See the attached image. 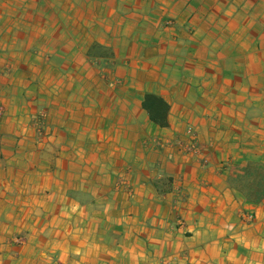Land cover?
I'll use <instances>...</instances> for the list:
<instances>
[{
    "label": "crops",
    "instance_id": "1",
    "mask_svg": "<svg viewBox=\"0 0 264 264\" xmlns=\"http://www.w3.org/2000/svg\"><path fill=\"white\" fill-rule=\"evenodd\" d=\"M128 2L24 0L0 42L41 80L10 125H46L44 150L0 154V264H264V0Z\"/></svg>",
    "mask_w": 264,
    "mask_h": 264
},
{
    "label": "rangeland",
    "instance_id": "2",
    "mask_svg": "<svg viewBox=\"0 0 264 264\" xmlns=\"http://www.w3.org/2000/svg\"><path fill=\"white\" fill-rule=\"evenodd\" d=\"M3 2L6 3L8 2V0L0 1V5H2V10L6 11V14H3L0 17L1 19L0 27L2 28L3 26H7V25L19 27V31L17 32L15 31L9 32L6 30L0 31V42H4V43L7 42L9 44L10 42H12V40H14L13 38H11L12 36H14V34H18L19 36H22L25 34V31L23 30L24 24L23 23L14 24L13 22H15V20H20L21 22L24 21L26 15L23 12H25V8L27 5L24 6L23 4L24 0H17L18 5L16 8L17 12H15L16 15H9V13L7 12L8 9L3 7ZM28 2L29 1H27V3ZM129 2L128 4L132 6L133 5L132 3H134L135 0H129ZM142 2H144L142 10L145 11L149 8L151 0H145V1L142 0ZM35 17L37 18L38 15ZM138 18L141 19L140 21V27L142 28L141 31L151 32L155 25L153 22H155V18H157V16L152 14L151 12L149 13L144 12V15L138 16ZM8 22H11V23L8 24ZM17 39L19 38L17 37ZM137 47L138 46H136V48ZM10 48L12 50L17 51L18 54L21 55V57L24 59V56L26 54V49L25 50L19 49L20 47H10ZM92 51L94 52V54H109L110 53L109 49H105L104 47H100V46H96L95 48H93ZM9 53L10 52L8 51V48L0 47V154H6L3 152V148L5 147V144H6L5 140L7 136L9 137L7 139L11 140V142H8L6 149L10 151H14V152L18 150L19 151L24 150L28 154L29 153L37 154L40 152V150H44L42 149L41 146H42V143L44 142L42 138H44V136L46 135V128H45L46 125L44 123L45 115L42 112H39L33 118L35 124L31 127V131L32 133L33 132L35 133V137H34V142L31 141L32 143H27L29 142L28 141L29 135L26 132H23L22 128L20 129L19 126H17V128H14L12 125H10L11 117H15V115L17 117L16 123L18 124L19 122V124L22 125L21 119L22 117L25 116V112L23 109H21V107L27 104L24 102V100L28 101V98H29L26 95V91H25V83H26L25 80L29 81L32 79L25 78L24 74L22 72H19V70H22V68H24L23 66H25L24 61L21 62L20 64H14L16 62H11L8 60ZM4 57L6 58V60H4ZM54 64L55 66L61 65V63L58 64L57 62H54ZM16 65H17V68L15 69ZM115 65L116 63H105V62L103 63L98 62L96 64H93V66H95V68H97L98 71H102V72H108V70L111 69V67ZM35 66L38 67V69H40V66L38 64H35ZM105 77L107 78L108 76L106 75ZM16 80L18 81L21 80V85H16L15 83ZM40 81L41 80H37V81L32 80L33 87L40 86ZM104 81L108 82V80H105V79ZM19 92H22V93H19ZM12 111L16 113L14 116L9 115L10 113H12ZM169 153H172V152H169L168 150L166 151V153H163V154H169Z\"/></svg>",
    "mask_w": 264,
    "mask_h": 264
},
{
    "label": "trees",
    "instance_id": "3",
    "mask_svg": "<svg viewBox=\"0 0 264 264\" xmlns=\"http://www.w3.org/2000/svg\"><path fill=\"white\" fill-rule=\"evenodd\" d=\"M142 106L148 112L149 118L161 126H168L169 103L154 93L145 95Z\"/></svg>",
    "mask_w": 264,
    "mask_h": 264
},
{
    "label": "built area",
    "instance_id": "4",
    "mask_svg": "<svg viewBox=\"0 0 264 264\" xmlns=\"http://www.w3.org/2000/svg\"><path fill=\"white\" fill-rule=\"evenodd\" d=\"M191 149H192V150H195V149H196V146H194V145H193V146H191ZM19 240L21 241V239H20V238H19Z\"/></svg>",
    "mask_w": 264,
    "mask_h": 264
}]
</instances>
